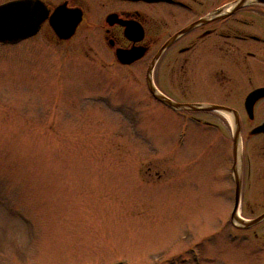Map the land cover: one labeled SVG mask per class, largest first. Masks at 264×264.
<instances>
[{"label":"rangeland","instance_id":"1","mask_svg":"<svg viewBox=\"0 0 264 264\" xmlns=\"http://www.w3.org/2000/svg\"><path fill=\"white\" fill-rule=\"evenodd\" d=\"M168 54L158 86L207 102L201 63L171 87ZM151 58L112 65L95 25L0 45V264L251 263L230 239L215 131L151 96Z\"/></svg>","mask_w":264,"mask_h":264},{"label":"flooded vegetation","instance_id":"2","mask_svg":"<svg viewBox=\"0 0 264 264\" xmlns=\"http://www.w3.org/2000/svg\"><path fill=\"white\" fill-rule=\"evenodd\" d=\"M237 1L0 0V8L16 3L39 7L49 15L41 24L40 32L48 26L58 44L67 41L59 40L50 27L54 14L67 15L68 22L58 25H73L79 21L75 35L83 25L89 28L95 25L113 56L112 65L131 69L152 55L145 76L150 94L148 72L157 54L181 31L198 25L178 36L166 49L154 67L153 84L178 103L223 108L222 111L191 113L204 114L193 118L194 121L213 129L216 134L214 137L210 131L205 133L216 142L215 151L210 152L223 157L220 191L222 200L230 205L227 213L230 239L251 260L250 264H264V5L248 2L225 16L226 10ZM219 10L223 12L217 13ZM204 18L208 20L196 24ZM174 25L184 26L174 30ZM137 48H145L146 55L131 63L120 62L115 53ZM167 53L171 87L190 80L191 69L201 63L199 68L207 79L217 84L207 102H186V91L183 98L176 99L158 86L155 70ZM204 147V150L209 149L208 144Z\"/></svg>","mask_w":264,"mask_h":264},{"label":"water","instance_id":"3","mask_svg":"<svg viewBox=\"0 0 264 264\" xmlns=\"http://www.w3.org/2000/svg\"><path fill=\"white\" fill-rule=\"evenodd\" d=\"M161 1V0H155ZM248 2H254L264 5V0H238L236 3L231 5V7L226 10L224 13L225 16H228L235 11L239 10L243 6H245ZM223 10V9H222ZM219 10V12H223ZM49 18L48 13L41 10L39 7L30 4H13L10 6H3L0 8V43H11L16 44L28 38H31L39 33L43 22H45ZM67 15L56 13L51 18L50 21L53 25H50L54 32L56 33L57 37L61 41L70 40L76 33L79 25L77 23H73V25H58L60 23L68 22ZM208 20V18H204L197 22L196 24H201ZM198 25H192L173 37L169 40L157 54L155 59L153 60L149 72H148V85L152 96L159 102L165 104L166 106L173 108L178 111H185V112H201V111H222V107L213 106V105H204V104H182L178 103L161 92L154 86L152 75L153 70L166 51V49L174 42V40L192 28ZM118 60L122 63H131L134 60L140 59L146 55L145 48H137L129 51L117 50L115 51ZM238 132V131H237Z\"/></svg>","mask_w":264,"mask_h":264}]
</instances>
